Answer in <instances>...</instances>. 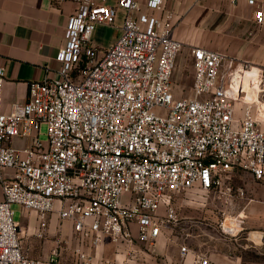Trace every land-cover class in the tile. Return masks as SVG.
Segmentation results:
<instances>
[{"label": "built area", "instance_id": "2783aa9c", "mask_svg": "<svg viewBox=\"0 0 264 264\" xmlns=\"http://www.w3.org/2000/svg\"><path fill=\"white\" fill-rule=\"evenodd\" d=\"M166 1L145 0L161 14L150 16L141 14L138 0L116 6L79 0L57 54L59 76L31 82L28 101L9 113L2 111L6 72L0 66V264L43 263L24 250L14 204L38 215V238L56 215L72 224L81 245L130 244L136 224L138 240L150 247L164 228L180 223L174 201L181 194L199 190L229 201L233 190L226 183L237 172L264 184V70L234 66L220 52L194 47L192 96L176 98L173 78L184 46L174 37ZM118 8L127 12L121 34L100 49L94 33L115 25ZM255 19L263 25L264 12L256 11ZM16 138L31 143L17 149ZM235 194L246 197L243 188ZM234 221L238 228L227 227L226 217L221 221L223 235L239 233L245 222L241 215ZM62 243L48 264H61ZM76 253L78 264H90L85 250ZM181 253H189L186 245ZM192 264L210 260L198 251Z\"/></svg>", "mask_w": 264, "mask_h": 264}, {"label": "crops", "instance_id": "0c3cea01", "mask_svg": "<svg viewBox=\"0 0 264 264\" xmlns=\"http://www.w3.org/2000/svg\"><path fill=\"white\" fill-rule=\"evenodd\" d=\"M117 1L109 0V4L116 6ZM138 1L141 14L161 15L148 9L145 0ZM249 2L167 0L165 11L173 15L174 37L184 46L179 63L189 59L192 62L191 49L202 47L224 54L226 62H232L234 66L250 63L264 70V24L258 25L255 19L256 11L264 12V0H255L254 5ZM78 8L79 0H0V66L6 72L1 93L4 113H9L14 104L28 101L31 82L59 76L63 65L57 60V54L66 46V26ZM192 87L193 84L191 90ZM30 143V139L16 138L12 145L23 149ZM2 199L0 186V201ZM185 203L191 202H174L179 208L180 223L164 228L154 246L150 247L138 240L136 224L130 226L133 236L130 244L116 245L106 239L97 247L91 246L90 241L81 245L72 224L61 222L56 215L48 217L45 236L38 238V215L23 210L24 220L20 225L24 250L30 258L41 260L42 264H48L58 240L63 241L61 264H78L77 250L89 254L90 264H192L198 251L209 257L210 264H242L234 253L219 249V245L210 240L204 223L194 222L195 217L201 219L205 216V209L194 206L190 209ZM252 211L264 215V206L254 207ZM184 245L189 249L186 256L181 253Z\"/></svg>", "mask_w": 264, "mask_h": 264}, {"label": "rangeland", "instance_id": "374dc122", "mask_svg": "<svg viewBox=\"0 0 264 264\" xmlns=\"http://www.w3.org/2000/svg\"><path fill=\"white\" fill-rule=\"evenodd\" d=\"M127 15L122 8H118V16L114 26H99L95 32L94 41L99 47L106 49L113 44L119 35V28ZM137 15V13H133ZM193 64L190 59L185 63L177 64V69L173 78V87L176 98H185L192 96L191 86L193 84ZM46 124L41 125V133L39 140L47 142ZM227 185L232 187V198L227 201V196L220 194H206L202 191H194L189 194H181L176 197L174 202H191L185 203L188 208L205 209V216L195 217L194 222L204 223L205 229L210 234L213 242L219 245V249H226L230 253H234L242 261V264H264V215H256L253 208L264 206V184L255 181L249 174L237 172L231 175V179L227 181ZM243 188L246 191V197L240 199L236 197L237 189ZM202 202H206L204 207L200 206ZM225 202H232L225 205ZM257 206V207H256ZM14 212V220L23 223V209L18 204L12 206ZM226 211L227 215L225 225L228 227L237 226L235 218L241 215L243 221L242 229H238V234L229 239L223 238L219 224L224 220L222 211ZM34 213V212H30ZM36 214V213H34ZM232 221L235 223L233 225ZM203 227V226H202ZM25 249V247H24ZM26 251V250H25ZM27 252V251H26ZM258 256V258H256Z\"/></svg>", "mask_w": 264, "mask_h": 264}, {"label": "bare ground", "instance_id": "6f19581e", "mask_svg": "<svg viewBox=\"0 0 264 264\" xmlns=\"http://www.w3.org/2000/svg\"><path fill=\"white\" fill-rule=\"evenodd\" d=\"M233 225L235 224L233 221H232ZM229 223L226 225L228 227ZM229 229V228H228Z\"/></svg>", "mask_w": 264, "mask_h": 264}, {"label": "trees", "instance_id": "16d2710c", "mask_svg": "<svg viewBox=\"0 0 264 264\" xmlns=\"http://www.w3.org/2000/svg\"><path fill=\"white\" fill-rule=\"evenodd\" d=\"M256 258H258V256H256Z\"/></svg>", "mask_w": 264, "mask_h": 264}, {"label": "water", "instance_id": "95a60500", "mask_svg": "<svg viewBox=\"0 0 264 264\" xmlns=\"http://www.w3.org/2000/svg\"><path fill=\"white\" fill-rule=\"evenodd\" d=\"M264 238V237H263Z\"/></svg>", "mask_w": 264, "mask_h": 264}]
</instances>
